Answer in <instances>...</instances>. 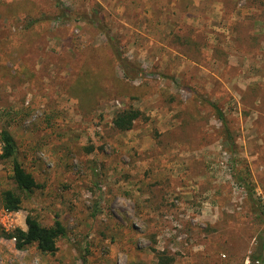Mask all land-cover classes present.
<instances>
[{"label":"rangeland","instance_id":"374dc122","mask_svg":"<svg viewBox=\"0 0 264 264\" xmlns=\"http://www.w3.org/2000/svg\"><path fill=\"white\" fill-rule=\"evenodd\" d=\"M2 127L41 187L0 204V264H257L264 0H0ZM28 213L55 253L2 234Z\"/></svg>","mask_w":264,"mask_h":264},{"label":"trees","instance_id":"16d2710c","mask_svg":"<svg viewBox=\"0 0 264 264\" xmlns=\"http://www.w3.org/2000/svg\"><path fill=\"white\" fill-rule=\"evenodd\" d=\"M116 54L117 59L120 60L118 50H116ZM140 114L137 108L130 106L122 108L114 113L112 124L118 130H127ZM218 114L223 119L220 111H218ZM0 141V158H11V179L14 183L13 188H5L0 191V204L5 211H16L21 207L23 196L28 195L34 189L40 188L41 184L15 158L16 143L6 127L0 129ZM2 234L5 237L12 238L16 248L21 249L34 244L40 252L53 254L58 248V238L65 234V227L58 219H55L51 225H43L34 214L28 213L25 216V228L15 226L11 230L2 231ZM260 238L259 249L251 255V258L252 260H258L259 264H264V237L261 236ZM161 264H165V261H162Z\"/></svg>","mask_w":264,"mask_h":264},{"label":"built area","instance_id":"2783aa9c","mask_svg":"<svg viewBox=\"0 0 264 264\" xmlns=\"http://www.w3.org/2000/svg\"><path fill=\"white\" fill-rule=\"evenodd\" d=\"M255 263L259 264L258 260H255ZM245 264H250L248 259H246Z\"/></svg>","mask_w":264,"mask_h":264}]
</instances>
